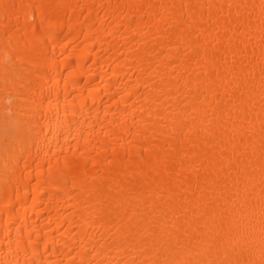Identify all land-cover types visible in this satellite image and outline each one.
I'll return each instance as SVG.
<instances>
[{
    "label": "bare ground",
    "instance_id": "obj_1",
    "mask_svg": "<svg viewBox=\"0 0 264 264\" xmlns=\"http://www.w3.org/2000/svg\"><path fill=\"white\" fill-rule=\"evenodd\" d=\"M0 264H264V0H0Z\"/></svg>",
    "mask_w": 264,
    "mask_h": 264
}]
</instances>
